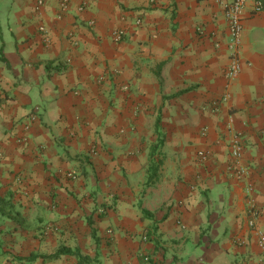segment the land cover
Returning <instances> with one entry per match:
<instances>
[{
	"label": "crops",
	"instance_id": "0c3cea01",
	"mask_svg": "<svg viewBox=\"0 0 264 264\" xmlns=\"http://www.w3.org/2000/svg\"><path fill=\"white\" fill-rule=\"evenodd\" d=\"M254 1L227 79L222 0H0V264H260Z\"/></svg>",
	"mask_w": 264,
	"mask_h": 264
},
{
	"label": "built area",
	"instance_id": "2783aa9c",
	"mask_svg": "<svg viewBox=\"0 0 264 264\" xmlns=\"http://www.w3.org/2000/svg\"><path fill=\"white\" fill-rule=\"evenodd\" d=\"M41 3V0H37ZM153 1V0H151ZM224 16L226 21L227 38L226 49L228 52V63L224 69V75L227 79L234 78L241 70L242 60L240 57V42L242 31V17L247 0H222ZM65 6V0L61 2ZM263 3L261 0H255L253 4V11L258 12L262 9ZM140 18L135 19V23H140ZM40 29L43 27L40 26ZM124 29L120 27L114 28L110 36L114 42H120L124 36ZM126 87V85H123ZM226 96V94H224ZM243 142L239 133L234 132L231 137L229 156L231 159H237L243 150ZM258 210L255 205L250 204L248 210L247 225L251 232L255 235L257 245L259 247V262L264 264V231L257 225L256 216Z\"/></svg>",
	"mask_w": 264,
	"mask_h": 264
},
{
	"label": "trees",
	"instance_id": "16d2710c",
	"mask_svg": "<svg viewBox=\"0 0 264 264\" xmlns=\"http://www.w3.org/2000/svg\"><path fill=\"white\" fill-rule=\"evenodd\" d=\"M156 148V145H152L149 151V156H153V152ZM59 253H70V254H74L77 256L78 261H80V254L78 253V251L76 249H70L68 247H59L53 254L48 255V257H53L58 255Z\"/></svg>",
	"mask_w": 264,
	"mask_h": 264
}]
</instances>
